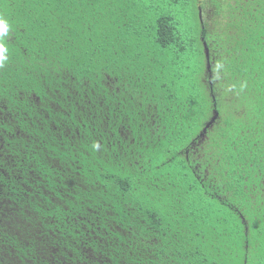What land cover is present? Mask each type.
<instances>
[{"label":"trees","instance_id":"1","mask_svg":"<svg viewBox=\"0 0 264 264\" xmlns=\"http://www.w3.org/2000/svg\"><path fill=\"white\" fill-rule=\"evenodd\" d=\"M0 15V264H264V0Z\"/></svg>","mask_w":264,"mask_h":264},{"label":"clouds","instance_id":"2","mask_svg":"<svg viewBox=\"0 0 264 264\" xmlns=\"http://www.w3.org/2000/svg\"><path fill=\"white\" fill-rule=\"evenodd\" d=\"M10 27L7 17L0 15V68L4 67L9 59L7 39L10 35Z\"/></svg>","mask_w":264,"mask_h":264},{"label":"water","instance_id":"3","mask_svg":"<svg viewBox=\"0 0 264 264\" xmlns=\"http://www.w3.org/2000/svg\"><path fill=\"white\" fill-rule=\"evenodd\" d=\"M203 47H204L203 50H204V55H205V60H206L205 66H206V69H208L209 68V60H208L209 56H208L207 48L205 47V43H203ZM215 118H216V115H212V117L209 121L212 122L213 120H215ZM208 123H207V125H208Z\"/></svg>","mask_w":264,"mask_h":264}]
</instances>
